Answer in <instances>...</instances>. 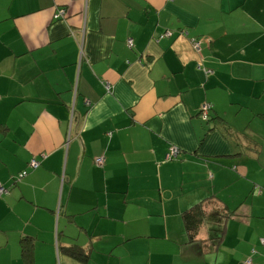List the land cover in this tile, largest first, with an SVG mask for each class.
I'll use <instances>...</instances> for the list:
<instances>
[{
  "label": "crops",
  "instance_id": "1",
  "mask_svg": "<svg viewBox=\"0 0 264 264\" xmlns=\"http://www.w3.org/2000/svg\"><path fill=\"white\" fill-rule=\"evenodd\" d=\"M0 184V264H264V0H0Z\"/></svg>",
  "mask_w": 264,
  "mask_h": 264
},
{
  "label": "built area",
  "instance_id": "2",
  "mask_svg": "<svg viewBox=\"0 0 264 264\" xmlns=\"http://www.w3.org/2000/svg\"><path fill=\"white\" fill-rule=\"evenodd\" d=\"M65 16H66V11L65 10H60L56 14L55 19H58V20L64 19ZM182 32H185V31H182ZM183 34H186V33H183ZM171 35H172L171 31H167L163 35H161L159 37V39H162L164 37H170ZM193 44H194V47H195L196 50H201V42L200 41L193 39ZM210 110H211V105L204 104L202 106V116H203L204 119L208 118V114H209ZM177 154H178V150L175 149V150H173L172 154H170V156H177ZM170 156H169V158H170ZM97 163L104 164V158L103 157L98 158L97 159ZM39 166H40V161L37 160L36 158H33L30 161V163H29V168H31V169H37ZM27 174H28L27 170L23 171L19 175L18 180H22L24 177H26ZM6 191H7V189L0 184V196L2 194H4ZM263 242H264V240H263Z\"/></svg>",
  "mask_w": 264,
  "mask_h": 264
},
{
  "label": "trees",
  "instance_id": "3",
  "mask_svg": "<svg viewBox=\"0 0 264 264\" xmlns=\"http://www.w3.org/2000/svg\"><path fill=\"white\" fill-rule=\"evenodd\" d=\"M205 217L206 214L202 204L196 205L195 207L184 213L183 218H184L185 226L188 232L190 233L192 239L195 238L201 225L204 223ZM67 250L68 252L70 251L72 254L78 257L82 254L81 251L76 250V247L68 248ZM251 263L252 262L250 260L246 262V264H251Z\"/></svg>",
  "mask_w": 264,
  "mask_h": 264
},
{
  "label": "water",
  "instance_id": "4",
  "mask_svg": "<svg viewBox=\"0 0 264 264\" xmlns=\"http://www.w3.org/2000/svg\"><path fill=\"white\" fill-rule=\"evenodd\" d=\"M27 176V175H26Z\"/></svg>",
  "mask_w": 264,
  "mask_h": 264
}]
</instances>
